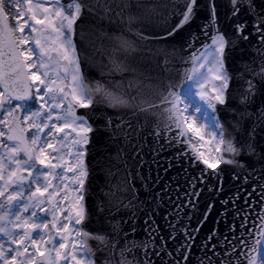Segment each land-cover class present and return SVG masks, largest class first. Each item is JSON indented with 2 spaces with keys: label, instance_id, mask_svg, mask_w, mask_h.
I'll use <instances>...</instances> for the list:
<instances>
[{
  "label": "snow or ice",
  "instance_id": "snow-or-ice-1",
  "mask_svg": "<svg viewBox=\"0 0 264 264\" xmlns=\"http://www.w3.org/2000/svg\"><path fill=\"white\" fill-rule=\"evenodd\" d=\"M0 264H264V0H0Z\"/></svg>",
  "mask_w": 264,
  "mask_h": 264
},
{
  "label": "water",
  "instance_id": "water-1",
  "mask_svg": "<svg viewBox=\"0 0 264 264\" xmlns=\"http://www.w3.org/2000/svg\"><path fill=\"white\" fill-rule=\"evenodd\" d=\"M200 21H197V24H200ZM193 31H196V27H193ZM204 40L203 36L200 37V41L202 42ZM197 46H199L197 44ZM150 139V138H149ZM158 151V158L155 163L152 162V156L150 153H148V149H145V152L148 153L146 155V161L148 162L144 167V174L147 175L149 172V166L151 169V175L153 178H156L158 175L160 184H167L169 186V190L171 192V195L173 197V200H175L177 191L182 192L185 189V174L183 171L179 168L173 167L168 168V157L174 155V151L170 148H165L163 151ZM157 164H159V168H157ZM167 169V171H165ZM198 171V169H189L187 176L190 178L192 175L195 174V172ZM180 173L177 180H173V177L177 176V174ZM177 184H179V189H177ZM157 190L159 188L157 187ZM225 190L226 191H235V189L232 187L231 182H226L225 184ZM250 190V189H249ZM238 204L242 203V201H238ZM159 221V218H158ZM207 231V229H205Z\"/></svg>",
  "mask_w": 264,
  "mask_h": 264
}]
</instances>
